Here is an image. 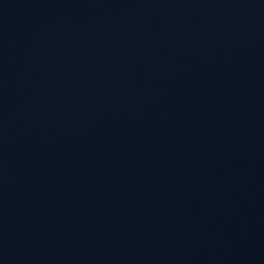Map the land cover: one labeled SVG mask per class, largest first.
I'll list each match as a JSON object with an SVG mask.
<instances>
[{"label": "water", "instance_id": "water-1", "mask_svg": "<svg viewBox=\"0 0 264 264\" xmlns=\"http://www.w3.org/2000/svg\"><path fill=\"white\" fill-rule=\"evenodd\" d=\"M0 264H264V0H0Z\"/></svg>", "mask_w": 264, "mask_h": 264}]
</instances>
